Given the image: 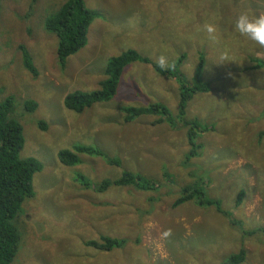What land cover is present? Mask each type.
<instances>
[{"label":"rangeland","instance_id":"374dc122","mask_svg":"<svg viewBox=\"0 0 264 264\" xmlns=\"http://www.w3.org/2000/svg\"><path fill=\"white\" fill-rule=\"evenodd\" d=\"M63 1L0 0V102L13 98L10 118L24 137L19 156L42 165L13 221L19 239L11 264H219L241 248V264H264V48L235 29L240 13L264 14V0H84L98 15L87 44L60 66L57 38L44 20ZM205 23L217 27L218 44L198 30ZM128 48L153 62L184 55L178 73L186 81L202 54L209 90L192 94L182 117L176 79L135 61L109 101L81 112L64 106L67 93L96 89L108 59ZM225 49L232 62L215 65ZM28 100L33 111L24 107ZM151 103L165 106L167 120H124L122 107ZM183 118L202 129L192 150ZM74 145L98 148L106 158L77 154L78 163L62 164L59 150ZM125 170L156 187L97 190ZM185 186L212 202L176 205ZM168 229L172 235L162 238ZM104 236L122 245L86 244Z\"/></svg>","mask_w":264,"mask_h":264},{"label":"trees","instance_id":"16d2710c","mask_svg":"<svg viewBox=\"0 0 264 264\" xmlns=\"http://www.w3.org/2000/svg\"><path fill=\"white\" fill-rule=\"evenodd\" d=\"M98 15L94 10L88 8L84 0H64L63 3L52 14L44 20V28L47 32L53 33L57 38L56 57L60 66H63L69 55L83 48L87 41V31L92 20ZM25 66L34 71L29 53L22 49ZM181 55L169 64L174 67L169 70L161 69L156 62L140 55L135 49L128 48L114 56H111L104 69V78L98 83V87L91 91L75 90L67 93L63 99L64 106L76 112H81L96 102L109 101L115 96L119 77L122 70L129 63L140 61L149 63L156 72L161 75H168L176 79L178 84V113L184 116L186 104L192 94L209 90V83L202 79L204 66L203 55L197 57L196 70L189 81H186L178 68L183 61ZM24 107L33 111L36 104L34 101H25ZM13 109V98L6 97L0 102V264H11L17 250L18 230L14 226V220L19 212L23 200L33 194L32 178L35 172L41 170V162L34 157L21 158L19 152L24 144L23 129L21 124L10 118ZM121 110L125 113L126 122L144 114L160 116L156 122L167 120V109L159 103H151L146 106H125ZM185 125L189 126L187 137L191 150L195 148V137L198 129L202 130L200 124L195 120L184 119ZM44 127V126H43ZM77 154H88L95 156H106L98 148H91L83 145H74L71 149H62L58 152V159L64 165H74L79 162ZM119 164L117 159L107 162ZM110 184L117 186L132 185L138 190H151L156 184L149 178L130 171H124L122 175L112 181H103L101 191ZM182 194L175 202L176 205L194 200L198 204H210L212 201L204 200L203 191L199 188L185 186ZM191 189L190 191H187ZM89 246L99 249L111 250L113 247L122 245L112 237H101L99 242L89 240ZM245 258L243 248L229 254L219 264H241Z\"/></svg>","mask_w":264,"mask_h":264},{"label":"clouds","instance_id":"9594fccd","mask_svg":"<svg viewBox=\"0 0 264 264\" xmlns=\"http://www.w3.org/2000/svg\"><path fill=\"white\" fill-rule=\"evenodd\" d=\"M235 29L241 36L250 39L261 48H264V14L250 17L246 12L240 13L236 20ZM198 30L204 31L207 34V39L211 44L215 45L219 43L218 29L214 24L205 23ZM229 62H232V57L229 55L228 50L225 49L219 53L215 65H226ZM156 63L163 70H169L174 67V65L168 63L167 58L163 55L156 58ZM227 75L231 76L232 74L229 72ZM171 235L172 231L168 229L162 233V238L167 239Z\"/></svg>","mask_w":264,"mask_h":264},{"label":"crops","instance_id":"0c3cea01","mask_svg":"<svg viewBox=\"0 0 264 264\" xmlns=\"http://www.w3.org/2000/svg\"><path fill=\"white\" fill-rule=\"evenodd\" d=\"M86 44H87V42H86ZM86 44H85V45H86ZM127 186H128V185H127Z\"/></svg>","mask_w":264,"mask_h":264}]
</instances>
